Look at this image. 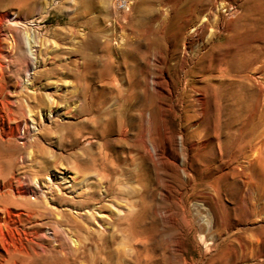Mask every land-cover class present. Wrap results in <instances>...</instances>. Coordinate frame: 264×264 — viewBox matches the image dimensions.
Listing matches in <instances>:
<instances>
[{"label":"rangeland","instance_id":"374dc122","mask_svg":"<svg viewBox=\"0 0 264 264\" xmlns=\"http://www.w3.org/2000/svg\"><path fill=\"white\" fill-rule=\"evenodd\" d=\"M126 1L128 9H121L118 0H0V243L5 236L6 248L16 252L15 264H64L62 253L74 246L63 234H58L47 214L40 215L39 212L45 206L66 209L64 203L77 200L75 194L78 190L73 193L71 189L72 193H66L65 184L52 178L51 172L61 168L73 170L75 160L86 159H96L94 167L97 169L101 168L99 162L107 163L111 165L109 168L114 169L117 157L126 156L127 151L120 143L110 146H115L114 150H105L97 133L108 120H115L120 115L118 111L123 101L119 98V91L126 93L129 75L134 80L145 72L150 78L158 75L164 58L169 59L164 68L166 76L174 87L181 88L183 81L175 79L178 59L172 60L170 56L180 55L183 38L197 20L194 14H199L202 6L212 2ZM248 20L240 21L238 25H245ZM224 40L220 37L216 42ZM197 55L194 52L193 58ZM202 62L207 65L205 61H200L197 64L199 68ZM171 100L167 95L162 100L154 96L155 112L149 123L150 132L155 134L156 141L164 131L169 136L175 134L178 164L181 166L184 143L179 136L185 131H194L192 129L197 124L185 121L179 110L180 104L177 106L179 111L176 110L173 115V110L170 112L169 108ZM160 106L164 111L160 110ZM123 111L124 114L131 113L128 108ZM135 123L138 125V122ZM219 125L223 124L219 122ZM130 132L133 138L138 130ZM117 137L116 130L108 136L113 140ZM199 138H204L201 133L192 136L195 141ZM232 149L228 147L223 153L216 149L210 156V150L204 146L194 154V166L200 170L201 178L205 179L214 170L227 175L217 184L221 196L215 198L218 201H215L217 205L213 216L200 211L195 204L205 193L215 195L212 187L202 183L194 194L189 187L186 192L184 185L172 181L170 171L157 157H153V161H143L137 151L132 150L131 155H134L137 164L132 170L146 168L149 181L116 176L124 190L134 189L135 194L130 199L137 194L142 196L145 186L149 189L145 198L149 205L156 203L153 220L159 233L157 239L161 238L163 245L170 247L171 251L177 245L180 231L166 222L168 215L165 213L166 204H163L166 188L170 185L168 195L174 201L180 195L188 198L187 209L198 246L191 237L185 240L183 256L187 261L233 264L235 257L229 247H234L237 256L247 258L244 263L238 264H264V243L258 246L261 251L256 255V247L249 244V239L251 242L256 237L264 238V217L253 215L249 210L252 198L261 193L264 211V192L261 191L264 175L255 166V181L248 187H252L250 190L242 183L244 177L233 178L230 174L233 165L235 170L239 168L238 171L240 166L233 162L237 158ZM123 150L125 153H122ZM224 193L232 194V198L226 200ZM125 201H105L106 209L110 207L113 211V205L118 206L117 202L125 209ZM109 210L107 214H111ZM168 213L181 224L182 229L185 228L176 203L168 205ZM257 226L262 230L254 234L252 229ZM89 241H92L90 237L84 238L87 246L79 244L75 249V258L80 264H90L86 258L97 253ZM59 242H63L64 250L58 246ZM126 243L124 239L115 246L119 252L123 251V255L109 262L146 264L143 259L140 263L135 260L136 251L142 250L143 245ZM170 264H176V261L171 258Z\"/></svg>","mask_w":264,"mask_h":264},{"label":"bare ground","instance_id":"6f19581e","mask_svg":"<svg viewBox=\"0 0 264 264\" xmlns=\"http://www.w3.org/2000/svg\"><path fill=\"white\" fill-rule=\"evenodd\" d=\"M199 11V14H194L197 16L196 22L192 24L183 38L180 55L170 56L172 60L178 59L175 79L179 82L183 81L182 87H174L169 76L165 74L164 68L168 64V58L161 61L162 69L158 75L150 78L148 72H145L135 80L129 75L125 86L126 93L123 94L124 91L118 93L123 101L118 111L120 115L115 120H108L102 130L97 133L105 150L109 151L110 148L112 150L113 147H110L112 144L120 143L123 148L125 147L127 155L117 157L116 162L118 163L114 169L109 168L111 165L108 166L104 162H99L101 168L97 169L94 167L97 164L94 163L96 159H86L87 161L75 160L76 166L73 170L61 168V170L51 172L52 178L65 184L63 188L66 193H70L71 189L73 193L78 190L75 194L77 200L74 199L72 203L63 202L67 206L66 209L63 207L50 209L45 206L42 212H39L40 215L47 214L50 224L58 231V234H63L74 246L62 253L64 264H80L75 258L77 257L75 249L79 244L87 246L83 240L89 237L92 240L89 241L90 245H93L97 252L94 256L87 254L86 259L90 261V264H111L109 260L120 259L123 251L119 252L115 246L121 244L124 239L127 245L133 242L143 245L142 250L136 251V263H140L143 259L146 264H170L172 258L176 264H196V261L192 259L187 261L183 256L186 251L184 242L188 237H191L193 243L197 245L195 228L187 209L188 198L184 199L180 195L174 201L168 195L170 185L166 188L167 195L163 200V204H166L165 213L168 215L166 222L180 231L176 241L177 245L171 251L170 247L163 245L161 238L157 239L159 233L153 220L156 203L152 202L149 205L145 198L149 189L145 186L142 196L137 194L134 199H130L129 197L135 194L134 189L124 190L120 181L116 180L119 174L132 177L136 181L138 179L141 182L147 179L149 181L146 168L132 170L137 165L136 158L131 155L133 149L143 161H153V157H157L165 169L170 171V176H168L172 178V181L184 185L186 192L189 187L191 194H194L202 183L207 187H212L215 195L205 193L206 195H202L195 203L200 211L204 210L212 216L217 205L215 201H218L215 198L221 196L217 184L227 175L214 170V172H209L205 179L201 178L200 170L194 166L195 151L206 146L210 150L209 155L212 156L211 154L215 153L216 149L223 153L228 147H233L232 151L238 160L233 162H236L238 167L240 166V170L238 171L239 168H237L236 171V166L233 165L232 171L229 170L230 174L233 178L244 177L245 180L242 183L249 190L252 187H248L255 181L253 171L255 166H258L264 175V0H212L210 4L202 6ZM245 19H249V23L238 25V22ZM220 37H224L225 40L216 42ZM194 52L198 55L193 58ZM200 61H205L207 65L202 62L199 68L197 64ZM155 95L161 100L166 95L169 96L172 99L169 104L170 112L173 110L174 115L180 104L181 109L179 110L185 121L189 123L194 121L192 124H197L192 129L194 131H185L179 136L184 143V159L181 166L178 164L179 153L175 134L169 136L164 131L158 136L159 141H156L153 136L155 134L152 135L150 132L149 123L155 112L153 104ZM161 106L160 110L164 111ZM124 108H128L131 113L124 114ZM49 116L50 113H48ZM135 122H138V125ZM219 122L223 125H219ZM105 127L110 130H106ZM133 129H137L138 132L132 138L130 131ZM115 130L118 133L116 140L108 138L109 134ZM200 133L203 139L199 138L197 141L192 139L193 135ZM125 151L123 150L122 153ZM261 191L264 192V187H261ZM223 195L226 200L232 198L230 193ZM262 195L259 193L257 197L252 198L249 210L253 215L264 217L261 206ZM115 199L120 202L126 200V208L123 209L119 202H117L118 206H114ZM105 201L106 203L107 201L113 202V211L110 207L106 209ZM175 203L179 206L181 221L185 225L184 229L168 213V205ZM108 210L111 214L109 212L107 214ZM47 229L51 228L47 227ZM260 230H262L260 226L252 229L254 234H258ZM93 232L97 233V236L101 235L100 238L94 240L93 238L97 236ZM263 243L264 238L256 237L251 242L249 239V244L256 247L255 255L261 251L259 247ZM239 244L241 245L240 242ZM63 245V242L58 243V246L64 250ZM0 249L4 253L0 255V264H15L14 254L16 252L14 249L6 248L5 236L1 238ZM229 249H232L234 253L233 264L246 261V257L236 255L234 247H229ZM119 264L122 263L119 262Z\"/></svg>","mask_w":264,"mask_h":264},{"label":"built area","instance_id":"2783aa9c","mask_svg":"<svg viewBox=\"0 0 264 264\" xmlns=\"http://www.w3.org/2000/svg\"><path fill=\"white\" fill-rule=\"evenodd\" d=\"M118 5L121 9H128V5H127L126 0H118Z\"/></svg>","mask_w":264,"mask_h":264}]
</instances>
